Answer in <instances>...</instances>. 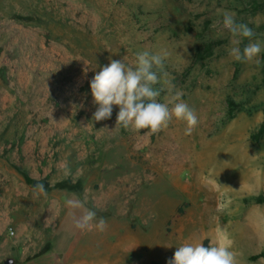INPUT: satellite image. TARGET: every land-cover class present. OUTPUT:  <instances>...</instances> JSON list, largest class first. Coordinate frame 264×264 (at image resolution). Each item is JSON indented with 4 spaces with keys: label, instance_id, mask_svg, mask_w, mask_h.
Returning a JSON list of instances; mask_svg holds the SVG:
<instances>
[{
    "label": "rangeland",
    "instance_id": "obj_1",
    "mask_svg": "<svg viewBox=\"0 0 264 264\" xmlns=\"http://www.w3.org/2000/svg\"><path fill=\"white\" fill-rule=\"evenodd\" d=\"M224 12L264 46V0H0V264H168L205 240L236 264H264L250 260L264 250V204L252 202L264 137L251 138L264 122V51L235 60L229 49L250 41L223 27ZM145 50L169 53L154 87L161 102L183 93L190 134L175 118L155 134L116 128V105L94 120L95 74ZM89 210L106 230L76 226Z\"/></svg>",
    "mask_w": 264,
    "mask_h": 264
},
{
    "label": "clouds",
    "instance_id": "obj_2",
    "mask_svg": "<svg viewBox=\"0 0 264 264\" xmlns=\"http://www.w3.org/2000/svg\"><path fill=\"white\" fill-rule=\"evenodd\" d=\"M223 27L231 32L233 37L247 38L250 42L241 49L233 46L229 54L237 61L252 62L264 51L259 40L252 42L255 33L247 24L237 23L235 14L223 13ZM239 40H234V45H239ZM169 53H151L147 50L137 53L134 65H128L124 60H111L97 72L90 86L94 102L99 105L94 113L95 121L110 119L113 106H119L116 128L123 126L136 131L149 130L159 133L168 128L173 118L185 121L187 124L185 134H190L198 124L197 116L193 109L182 100L183 93L175 91L170 97L160 101L161 90L154 86L160 83L161 77L153 69L163 70L164 61ZM259 63V60H256ZM171 92V89H169ZM43 192L44 185L35 186ZM71 203V202H69ZM96 213L87 211L76 226L81 229L91 230L93 227L99 231L107 228V222L100 218L95 224ZM168 264H236L235 253L223 244L217 246H204L203 244H184L177 247L174 257Z\"/></svg>",
    "mask_w": 264,
    "mask_h": 264
},
{
    "label": "trees",
    "instance_id": "obj_3",
    "mask_svg": "<svg viewBox=\"0 0 264 264\" xmlns=\"http://www.w3.org/2000/svg\"><path fill=\"white\" fill-rule=\"evenodd\" d=\"M215 44H216V42H209L203 48V50H198L196 52V55H195L196 60H203V59L207 58L208 56H211L213 54V49H214ZM217 44H220V43H217ZM153 70L157 72L158 76L162 75V70L156 69V68H154ZM228 106H229V109H228L226 120L229 121V120H232L235 117V109H234L235 105H234V102L229 100L228 101ZM263 137H264V122L261 124V126L256 131V133H254L251 136V138L254 141L259 142L261 139H263ZM252 202L255 203V204H264V194H260V195L255 196L252 199ZM182 212H183V209L179 208L177 213H178V215H181ZM203 245L206 246V247L209 246L208 240H205ZM259 258H264V250H262L258 254L252 255L250 257V260L255 261V260L259 259Z\"/></svg>",
    "mask_w": 264,
    "mask_h": 264
},
{
    "label": "crops",
    "instance_id": "obj_4",
    "mask_svg": "<svg viewBox=\"0 0 264 264\" xmlns=\"http://www.w3.org/2000/svg\"><path fill=\"white\" fill-rule=\"evenodd\" d=\"M48 212H49V211H48ZM48 214H49V213H48ZM48 220H49V219H48ZM48 222H49V221H48ZM48 224H49V223H48ZM48 226H49V225H45L44 228H48ZM48 234H49V233H48ZM26 236H27V235H26ZM30 237H31V236H29V238H30ZM42 237H43V236H42ZM42 237H41V238H42ZM45 237H47V236H45ZM43 239H44V238H43ZM46 240H49V235H48V237L46 238ZM46 242H47V241H46ZM46 242H45V243H46ZM31 244H32V241H31ZM24 249H25V248H24ZM27 250H28V249H27ZM19 254H20V259H21V260H25V259H26V256H27V255H26V252L21 251ZM47 254H49V252H48ZM42 257H46V256H41V258H42ZM37 260H39V259H37ZM40 262H41V261L39 260V261L36 262V264H41ZM14 264H15V263H14Z\"/></svg>",
    "mask_w": 264,
    "mask_h": 264
},
{
    "label": "water",
    "instance_id": "obj_5",
    "mask_svg": "<svg viewBox=\"0 0 264 264\" xmlns=\"http://www.w3.org/2000/svg\"><path fill=\"white\" fill-rule=\"evenodd\" d=\"M3 264H14V260L12 258H8L4 261Z\"/></svg>",
    "mask_w": 264,
    "mask_h": 264
},
{
    "label": "built area",
    "instance_id": "obj_6",
    "mask_svg": "<svg viewBox=\"0 0 264 264\" xmlns=\"http://www.w3.org/2000/svg\"><path fill=\"white\" fill-rule=\"evenodd\" d=\"M10 234L11 235H14L15 234V231L13 229L10 230Z\"/></svg>",
    "mask_w": 264,
    "mask_h": 264
}]
</instances>
